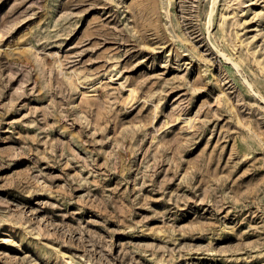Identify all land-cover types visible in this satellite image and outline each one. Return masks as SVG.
<instances>
[{"label": "rangeland", "instance_id": "374dc122", "mask_svg": "<svg viewBox=\"0 0 264 264\" xmlns=\"http://www.w3.org/2000/svg\"><path fill=\"white\" fill-rule=\"evenodd\" d=\"M211 5L0 0V264H264V0Z\"/></svg>", "mask_w": 264, "mask_h": 264}, {"label": "bare ground", "instance_id": "6f19581e", "mask_svg": "<svg viewBox=\"0 0 264 264\" xmlns=\"http://www.w3.org/2000/svg\"><path fill=\"white\" fill-rule=\"evenodd\" d=\"M217 1L218 0H212V3H213V6L211 5V11H210V16L212 17L213 16V13H214V10H215V5L217 4ZM210 17V20H209V23L210 25L212 24V18Z\"/></svg>", "mask_w": 264, "mask_h": 264}]
</instances>
